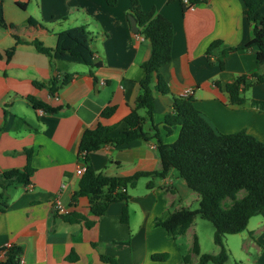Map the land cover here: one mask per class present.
I'll list each match as a JSON object with an SVG mask.
<instances>
[{
    "label": "crops",
    "instance_id": "obj_1",
    "mask_svg": "<svg viewBox=\"0 0 264 264\" xmlns=\"http://www.w3.org/2000/svg\"><path fill=\"white\" fill-rule=\"evenodd\" d=\"M152 9L174 26L172 60L160 70L170 94L157 93L154 101V119L163 140L173 143L178 138L180 126L171 127L172 133L167 134L165 116L172 110L174 97L193 88L194 108L216 133L244 131L264 142V111L249 102L232 104L225 90V85L239 75L258 70L256 50L240 49L229 54L224 69L216 54L211 58L206 55L215 40H221L224 46L250 41L253 26L244 0H207L191 10L170 0H139L135 8L131 0H118L114 6L106 0H0V16L16 26L15 30L0 26V172L23 169L28 152L35 169L28 185L8 190V207L0 210V248L7 244L21 246V264H112L104 262L101 255L119 264H182L185 249L180 247L179 238L155 225L157 218L167 217L174 208H191L190 201L199 202L198 194L178 171L138 182L139 191L135 190L137 186L130 189L127 223L122 221L123 202L113 203L101 217L91 213L88 197L73 202L82 176L76 170L84 132L102 123L116 126L113 135L118 136L125 128V117L136 106L145 76L141 66L150 58L151 43L145 37L137 38L130 16L137 19L139 27L140 14ZM260 12L264 15V4ZM81 26L90 35L99 66L54 59L32 43L39 40L54 49L58 32ZM13 33L24 42L7 59L5 51L16 44ZM69 74V83L53 96L52 81L57 79L61 84ZM245 97L264 100V82L252 85ZM31 98L59 110L48 113L36 109ZM110 105L116 106L115 114L101 118L103 109ZM90 157L94 169L109 176L162 169L155 139L106 145ZM150 181L152 188L148 187ZM57 197L68 206V213L82 214L94 224L88 227L85 221L64 219L54 210ZM196 229L194 222L187 233L196 235ZM246 229L248 234L246 230L232 234L240 236L235 257L242 261L247 256L253 264H264V211L252 217ZM128 241L129 245H122ZM235 242L236 238L227 240L232 254ZM251 248L257 253L254 259ZM161 253H167L168 258H152ZM198 262L196 257L194 264Z\"/></svg>",
    "mask_w": 264,
    "mask_h": 264
},
{
    "label": "trees",
    "instance_id": "obj_2",
    "mask_svg": "<svg viewBox=\"0 0 264 264\" xmlns=\"http://www.w3.org/2000/svg\"><path fill=\"white\" fill-rule=\"evenodd\" d=\"M184 10H188L182 0ZM191 5H199L207 0H189ZM114 6L118 0H106ZM246 14L252 23L253 31L249 42L241 46H224L221 40L213 41L206 50L211 58L217 55L218 63L225 68V58L240 49L256 50L258 70L252 74L239 75L233 82L225 85V90L234 105L247 102L264 111V100L245 97V92L254 84L264 82V15L260 8L264 0H244ZM133 8L138 7L139 0H131ZM23 6V4H20ZM30 20L29 24H33ZM139 31L151 43L150 58L142 64L145 72L141 80V91L136 106L125 117V128L118 136L113 132L116 126L99 123L87 129L81 139L79 156L84 158L85 171L79 182V189L74 192L73 202L86 196L90 201L91 213L96 217L104 215L116 202H123L122 221L128 222V201L130 189L135 188L142 178L165 177L170 171H178L188 187L199 196V208H174L167 217L157 218L155 225L164 228L169 235L177 239L192 227L197 216L210 221L215 227L214 241L220 247L218 253H202L197 237L193 246L183 256L182 263L190 264L192 257L199 258L198 264H224L230 257V250L225 246L227 235L238 234L246 230L250 219L264 211V142L241 131L232 134H218L194 108L191 96H175L172 110L165 116L167 134L171 127L180 126L178 138L173 143H166L154 117V101L156 94H170V88L162 76L161 68L172 60L174 26L169 18L155 9L142 13L138 19ZM0 26L15 30L14 24L8 23L0 16ZM16 44L5 51L7 59H11L16 46L23 43L17 33H13ZM37 50L50 57L71 63L88 66H99L94 59L91 38L86 28L74 27L57 33V45L54 49L46 47L41 41L32 42ZM3 55L0 53V58ZM67 75L61 84L57 79L52 81L51 93L57 95L59 88L71 80ZM221 87V84L217 82ZM36 109L54 113L59 107L31 98ZM116 112V106H107L101 112V118L108 119ZM146 124L149 127L146 128ZM136 139L149 141L155 139L160 155L162 169L155 172H136L129 176H109L94 169L90 155L106 145H122ZM28 152L27 165L23 169H11L0 172V210L7 207L8 190L16 185H28L35 173ZM152 188V181L148 183ZM245 191L242 197L240 192ZM69 222L85 221L86 226L94 223L82 214L68 213L63 215ZM122 245H129V241ZM3 257L0 264H21L23 249L17 244L2 247ZM167 253L154 254L155 260H166ZM104 262L119 264L114 258L101 255Z\"/></svg>",
    "mask_w": 264,
    "mask_h": 264
},
{
    "label": "rangeland",
    "instance_id": "obj_3",
    "mask_svg": "<svg viewBox=\"0 0 264 264\" xmlns=\"http://www.w3.org/2000/svg\"><path fill=\"white\" fill-rule=\"evenodd\" d=\"M75 66H77V65H75ZM78 66L84 67V65H78ZM145 179L146 178H142L140 181L142 182ZM139 186L140 185H138L135 188V190L139 191L140 190ZM244 192L245 191L240 192L239 196L242 197L244 195ZM189 203H190L189 205H190L191 209L199 208V202H194V201L191 202L190 201ZM253 220H255V219H253ZM195 223L197 225L196 235H194L193 233H186L185 235L178 237L179 238L178 243L180 244V247L185 249L184 255L187 254L188 248L189 247L191 248L193 246V242H194L195 237H197V239L201 245V252H203V253H218L220 251V247L217 246L215 241H214V235H215L214 225L210 221L203 219L200 216L196 217ZM245 234H248L247 229L245 231ZM239 237H240L239 235H227L225 237L224 244L227 248H228L227 240H231L233 238H236V242H235V245L232 246L233 254L230 253L231 255H230L228 261H226V263H224V264H253L252 262H250V260H248L247 256L244 257L242 261L237 260L238 258L235 257L237 255V252L239 251V245H238L240 242V240H238ZM248 241H250V240H248ZM249 249H250V247H249ZM250 252H251L250 255L252 256L253 259L257 257V253L255 252L254 249L251 248ZM195 258H196V256L192 257L190 264L195 263ZM182 264H184V263H182ZM210 264H214V263H210Z\"/></svg>",
    "mask_w": 264,
    "mask_h": 264
},
{
    "label": "built area",
    "instance_id": "obj_4",
    "mask_svg": "<svg viewBox=\"0 0 264 264\" xmlns=\"http://www.w3.org/2000/svg\"><path fill=\"white\" fill-rule=\"evenodd\" d=\"M182 2L186 5V7L188 8V10H191V9H193L195 6L194 5H191L190 4V1L189 0H182ZM136 34V36H137V38L138 39H143V35H141V34H139V33H135ZM106 82L105 81H102V84H105ZM193 91H194V89L193 88H186V89H184L182 92H181V96H185V97H188V96H191L192 94H193ZM84 171H85V164H84V158L82 157V156H80V162H79V164L77 165V170H76V172H77V174H79V175H81V174H83L84 173ZM66 187V185L65 184H63L62 185V188H65ZM54 210L57 212V213H59L60 215H65V214H67L68 212H69V208H68V206H66L64 203H63V201H62V199H61V197H57L56 199H55V201H54ZM7 245H9V244H7ZM6 246V245H5ZM3 247V246H2ZM2 247L0 248V257H3V255H4V251L2 250ZM21 262H22V259H21Z\"/></svg>",
    "mask_w": 264,
    "mask_h": 264
},
{
    "label": "water",
    "instance_id": "obj_5",
    "mask_svg": "<svg viewBox=\"0 0 264 264\" xmlns=\"http://www.w3.org/2000/svg\"><path fill=\"white\" fill-rule=\"evenodd\" d=\"M130 20H131V24H132V28L135 32H138L139 31V27L137 26V19L131 15L130 16Z\"/></svg>",
    "mask_w": 264,
    "mask_h": 264
}]
</instances>
